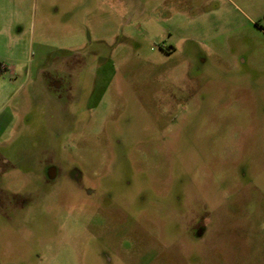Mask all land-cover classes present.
<instances>
[{"label": "rangeland", "instance_id": "1", "mask_svg": "<svg viewBox=\"0 0 264 264\" xmlns=\"http://www.w3.org/2000/svg\"><path fill=\"white\" fill-rule=\"evenodd\" d=\"M0 67V264H264V0H0Z\"/></svg>", "mask_w": 264, "mask_h": 264}, {"label": "flooded vegetation", "instance_id": "2", "mask_svg": "<svg viewBox=\"0 0 264 264\" xmlns=\"http://www.w3.org/2000/svg\"><path fill=\"white\" fill-rule=\"evenodd\" d=\"M1 70L2 69L0 67V75L2 74ZM60 88H61V84L58 82V80H53L51 89L53 91H55V90H59ZM46 175H47L48 180H53L57 176V170L55 168L50 167L46 171ZM204 232H205L204 226H201L200 225V226H196L194 228V235H195V237L201 238L204 235Z\"/></svg>", "mask_w": 264, "mask_h": 264}]
</instances>
